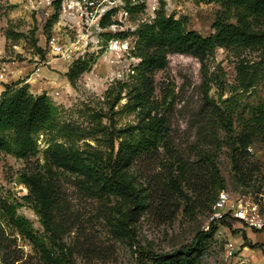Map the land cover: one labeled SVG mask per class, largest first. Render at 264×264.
I'll use <instances>...</instances> for the list:
<instances>
[{"label": "rangeland", "instance_id": "obj_1", "mask_svg": "<svg viewBox=\"0 0 264 264\" xmlns=\"http://www.w3.org/2000/svg\"><path fill=\"white\" fill-rule=\"evenodd\" d=\"M135 3L140 9L130 14L122 0H0V68L8 74L7 79H0V99L4 85L24 80L31 93H46L61 107L62 124L79 127L86 137L76 141L78 147L90 144L108 149L100 131L103 127L115 131L138 122L137 111L125 107L129 101L125 86L134 82L141 62L134 49L142 25L152 23L163 10L188 30L208 37L215 34L213 26L221 11L210 0ZM256 29L264 31V20ZM52 36L68 50L70 59L52 54ZM259 60V51L253 49L219 47L204 66L192 55L169 53L164 67L145 72L151 114L169 119L170 139L185 161L198 164L202 155L206 163L190 175L163 148L134 161L125 174L135 185L138 206L121 191H106L91 176L54 165L52 172L45 173L44 187L59 182L77 223L59 232L57 218L47 229L23 199L29 193L19 182L25 162L0 153V264H139L143 252L176 253L212 226L214 235L204 238L191 255L193 264H228L226 244L237 238L243 246L261 249V232L231 218H226L231 227L211 219L222 191L234 200L258 204L264 213V141L256 139L243 157L234 156L230 146V137L238 134L244 120L264 100V69L245 91L239 87L238 67ZM58 62L64 63L65 72L57 67ZM80 62L87 63L85 71L79 70ZM38 67L42 77L37 79ZM72 70L78 72L71 82L67 75ZM214 106L228 111L234 131L229 132L210 111ZM47 142V136L38 137L41 164ZM171 180L180 188L177 193L167 189ZM161 188L171 200H159L156 192ZM8 205L30 220L49 251L34 247L14 228L5 213ZM59 257L65 262L59 263ZM140 264L161 263L146 259Z\"/></svg>", "mask_w": 264, "mask_h": 264}, {"label": "trees", "instance_id": "obj_2", "mask_svg": "<svg viewBox=\"0 0 264 264\" xmlns=\"http://www.w3.org/2000/svg\"><path fill=\"white\" fill-rule=\"evenodd\" d=\"M122 1L130 14L140 9V5L135 3L137 0ZM210 1L221 6L220 14L213 26L216 31L211 36L205 37L194 30H188L180 19L167 16L163 10L157 12L152 23L144 24L138 30L134 55L141 59V62L136 68V76H133L134 82L129 87L125 86L129 95L125 107L137 111L138 122L136 125L115 131L102 126L104 130L100 131L108 147L105 151L90 144H86L85 149L78 147L76 141L85 139L86 136L83 137L79 127L73 123L67 125L61 123V107L46 93L34 95L30 92V85L24 80L4 85L5 91L0 99V153L12 155L25 162L19 182L26 185L29 193L23 199L41 216L47 229L57 218L61 223L55 225L56 231L59 232H62L63 227L77 223L68 208L67 200L63 197L59 182L55 179L47 189L44 187L45 173L52 172L54 165L70 167L91 176L102 182L106 191H121L137 206L139 205L137 190L133 181L127 179L125 174V170L134 161L145 155L154 156L159 148H163L170 154L169 158L190 175L197 170L201 171L205 166L206 161L202 155L198 159V164L192 165L185 161L170 139L169 119L151 114L145 72L151 68L164 67L169 53L192 55L204 66L219 47L235 50L253 49L259 51L260 60L251 65L239 66L238 81L240 89L245 91L254 86L260 70L264 69V31L256 29L259 22L264 20V0ZM102 24L106 27L105 22ZM79 64L80 71L87 69L86 62ZM75 72L78 71L72 70L68 73L69 81L72 82ZM210 111L223 121L229 132L234 131L227 110L214 106ZM40 135L48 137L47 148L43 151V164L37 158L40 153L38 146ZM230 139L233 155L240 157L248 155V148L256 139L264 141V100L254 108L248 119L244 120L238 134L231 136ZM34 158L37 159L33 161ZM168 187L176 193L180 190L175 180H171L167 189ZM160 190L156 195L161 202L171 200L163 188ZM5 209L8 221L22 236L34 247L49 251L46 242L35 231L30 220L18 214L15 206L8 205ZM221 224L232 226L226 219L222 220ZM215 231L216 228L212 226L211 230L199 233L193 244L182 247L176 253L143 252L138 258V263L149 259L161 264H193L191 259L193 251L203 243L204 238L213 236ZM57 260L59 263L65 262L62 257Z\"/></svg>", "mask_w": 264, "mask_h": 264}, {"label": "built area", "instance_id": "obj_3", "mask_svg": "<svg viewBox=\"0 0 264 264\" xmlns=\"http://www.w3.org/2000/svg\"><path fill=\"white\" fill-rule=\"evenodd\" d=\"M52 54L62 59H70L71 55L68 50L60 44L59 40L52 36L49 41ZM35 77L41 78V68H37L34 73ZM8 74L0 68V79H7ZM226 218L237 220L249 228L261 232L264 235V213L260 212L259 205L254 202H245L244 200H234L229 193L222 191L219 193L212 210L211 219L214 222H220ZM264 254V245L261 247ZM238 244L235 240H230L226 244V260L228 264H259L247 259H237Z\"/></svg>", "mask_w": 264, "mask_h": 264}, {"label": "crops", "instance_id": "obj_4", "mask_svg": "<svg viewBox=\"0 0 264 264\" xmlns=\"http://www.w3.org/2000/svg\"><path fill=\"white\" fill-rule=\"evenodd\" d=\"M57 67L61 70H63L64 72L66 71V68L64 69L65 65L64 63L58 62ZM34 85H32V90L34 89ZM2 88L0 89V93L2 92ZM34 91V90H33ZM242 224V223H240ZM259 235V240L261 244H264V235L262 233L258 234ZM235 241L238 244V252H237V256H236V260L237 259H247V260H251L253 262L259 263V264H264V254L261 251L260 248L257 249H250L246 246H243V243L241 240H239L238 238L235 239Z\"/></svg>", "mask_w": 264, "mask_h": 264}]
</instances>
